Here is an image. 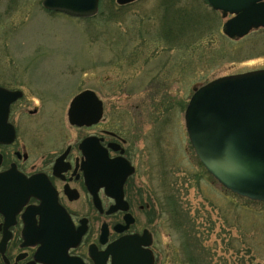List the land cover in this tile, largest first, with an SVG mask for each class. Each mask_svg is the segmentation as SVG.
Here are the masks:
<instances>
[{"label":"rangeland","instance_id":"obj_1","mask_svg":"<svg viewBox=\"0 0 264 264\" xmlns=\"http://www.w3.org/2000/svg\"><path fill=\"white\" fill-rule=\"evenodd\" d=\"M41 2L0 0V83L30 89V77L61 92L75 84V92L99 81L106 108L127 115L123 123L145 118L151 161L143 173L163 204L162 263L264 264V203L213 179L185 129L196 88L264 69V30L231 40L224 35L230 16L204 0L123 8L104 0L87 20L47 13Z\"/></svg>","mask_w":264,"mask_h":264},{"label":"flooded vegetation","instance_id":"obj_2","mask_svg":"<svg viewBox=\"0 0 264 264\" xmlns=\"http://www.w3.org/2000/svg\"><path fill=\"white\" fill-rule=\"evenodd\" d=\"M28 81L30 89L0 83L22 93L10 106L15 139L0 145V264H114L108 251L124 238L141 239L146 262L164 264L163 204L143 173L151 161L144 116L123 123L127 115L106 108L99 81L75 92L74 84L70 99L59 85ZM85 91L102 102L103 116L72 125L71 103ZM113 161L128 177L105 182L109 191L103 168Z\"/></svg>","mask_w":264,"mask_h":264},{"label":"water","instance_id":"obj_3","mask_svg":"<svg viewBox=\"0 0 264 264\" xmlns=\"http://www.w3.org/2000/svg\"><path fill=\"white\" fill-rule=\"evenodd\" d=\"M126 6L137 0H116ZM224 17L235 15L225 24L230 39L247 36L264 27V0H206ZM101 0H44L46 11L72 18L90 19L98 15ZM21 92L0 87V145L12 143L15 129L9 124L10 106ZM68 118L72 125L91 126L103 116L102 102L85 91L71 103ZM189 140L207 171L226 190L254 202L264 203V70L227 76L196 88L186 107ZM108 163V162H107ZM105 164L103 181L124 183L118 161ZM123 177L121 180L119 178ZM110 191V186L105 184ZM143 241L124 238L109 249L114 264H153L145 260Z\"/></svg>","mask_w":264,"mask_h":264},{"label":"trees","instance_id":"obj_4","mask_svg":"<svg viewBox=\"0 0 264 264\" xmlns=\"http://www.w3.org/2000/svg\"><path fill=\"white\" fill-rule=\"evenodd\" d=\"M112 1H113V0H112ZM103 2H104V0H102V3H103ZM102 3H101V4H102ZM122 8H123V7H122ZM122 8H119V9L123 10Z\"/></svg>","mask_w":264,"mask_h":264}]
</instances>
